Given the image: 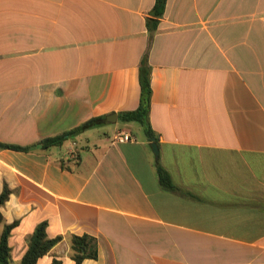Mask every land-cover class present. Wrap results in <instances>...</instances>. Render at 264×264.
<instances>
[{
  "label": "crops",
  "instance_id": "0c3cea01",
  "mask_svg": "<svg viewBox=\"0 0 264 264\" xmlns=\"http://www.w3.org/2000/svg\"><path fill=\"white\" fill-rule=\"evenodd\" d=\"M155 3L0 0V142L106 117L61 147L0 148L12 261L47 222L64 239L38 264H75L72 234L98 239L82 264H264V0H168L149 28ZM145 58L153 137L119 118Z\"/></svg>",
  "mask_w": 264,
  "mask_h": 264
},
{
  "label": "trees",
  "instance_id": "16d2710c",
  "mask_svg": "<svg viewBox=\"0 0 264 264\" xmlns=\"http://www.w3.org/2000/svg\"><path fill=\"white\" fill-rule=\"evenodd\" d=\"M168 0H156L155 6L151 11L152 17L148 20L149 28L157 26L158 19L161 18L166 9ZM139 82L141 86L139 107L132 111H126L119 114V118L124 122H137L141 124L149 137H153L154 133L149 122V113L151 109V67L148 65L146 58L143 59L139 70ZM106 121V117L91 118L80 126L70 130L69 132L56 136L45 138L35 144L33 147H39L48 150L52 147H61L70 138L82 133L86 130L102 125ZM33 147H21L17 145L5 144L0 142V148L12 149L17 151H31ZM64 164H62L63 166ZM157 173L160 183L164 187L173 188L172 180L169 173L158 163ZM11 190L5 186L0 193V224L5 223L4 215L1 211L3 205L9 200ZM19 221L13 223H5L3 232L0 237V264H11L12 246L10 239L15 228L19 226ZM47 222L40 223L28 240V248L21 258L20 264H38L39 261L48 255L52 249L59 244L64 237L57 236L50 238L47 234ZM70 246L72 251V260L75 264H82L86 259H97L99 256L98 239L90 234L70 235ZM53 264H61L60 260H54Z\"/></svg>",
  "mask_w": 264,
  "mask_h": 264
},
{
  "label": "built area",
  "instance_id": "2783aa9c",
  "mask_svg": "<svg viewBox=\"0 0 264 264\" xmlns=\"http://www.w3.org/2000/svg\"><path fill=\"white\" fill-rule=\"evenodd\" d=\"M135 140V138L128 134V133H121V134H117L114 139H113V143H123V142H127V141H133Z\"/></svg>",
  "mask_w": 264,
  "mask_h": 264
},
{
  "label": "rangeland",
  "instance_id": "374dc122",
  "mask_svg": "<svg viewBox=\"0 0 264 264\" xmlns=\"http://www.w3.org/2000/svg\"><path fill=\"white\" fill-rule=\"evenodd\" d=\"M110 125L108 124V123H106V124H104L103 126H101V127H98V128H96L97 130H104V129H106L107 127H109ZM1 233H2V227L0 226V235H1ZM11 264H18V261L17 260H14V261H12L11 262Z\"/></svg>",
  "mask_w": 264,
  "mask_h": 264
},
{
  "label": "water",
  "instance_id": "95a60500",
  "mask_svg": "<svg viewBox=\"0 0 264 264\" xmlns=\"http://www.w3.org/2000/svg\"><path fill=\"white\" fill-rule=\"evenodd\" d=\"M152 146H153V149H154V152H155L156 156H158L159 150H158L157 144L155 143V138H153V144H152Z\"/></svg>",
  "mask_w": 264,
  "mask_h": 264
}]
</instances>
